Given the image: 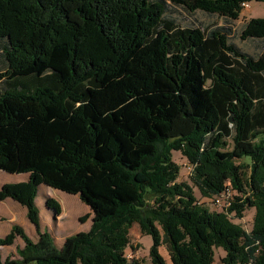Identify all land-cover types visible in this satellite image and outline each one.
Returning a JSON list of instances; mask_svg holds the SVG:
<instances>
[{
    "label": "trees",
    "instance_id": "16d2710c",
    "mask_svg": "<svg viewBox=\"0 0 264 264\" xmlns=\"http://www.w3.org/2000/svg\"><path fill=\"white\" fill-rule=\"evenodd\" d=\"M249 1L0 0V170L26 175L0 200L37 232L13 224L0 247L23 246L0 264H142L125 252L135 223L151 264H169L161 247L171 264H214L216 249L264 264V16L235 24ZM41 185L77 194L89 228L57 246Z\"/></svg>",
    "mask_w": 264,
    "mask_h": 264
},
{
    "label": "rangeland",
    "instance_id": "374dc122",
    "mask_svg": "<svg viewBox=\"0 0 264 264\" xmlns=\"http://www.w3.org/2000/svg\"><path fill=\"white\" fill-rule=\"evenodd\" d=\"M248 4L249 8H244L242 10L235 24L240 25L242 22L251 17L264 16L263 2L251 0L248 2ZM188 20L202 26L221 22V20H218V18L216 19L215 17H208L199 11L190 16V19ZM255 44L256 43H250V45L246 46V49L250 52L258 51L261 46ZM173 160L181 165L179 180L191 183L189 180V167L186 163V159L180 154V152L174 151ZM24 178L25 174L19 175L0 170V186L3 183L17 182L19 180L22 181L21 179ZM195 193L197 196H199L197 189H195ZM48 198H52L60 205V212L56 214L55 217H53V210L48 208L45 204V201ZM35 201L40 215V229L48 231L53 238V241L58 246H60V243L63 241L65 236L78 231H85L90 226L92 213L88 205L82 202L77 194H71L59 189H54L47 185H41L39 188V194ZM252 217L253 209H247L244 212V219L250 224ZM11 223L23 227L26 234H28L30 237L35 238L37 236L35 226L27 218L26 208L20 203L14 200L12 201L11 198H5L0 200L1 237L9 233L10 230L6 232L4 231ZM129 233L131 244L133 247H135V249L132 250V248L128 247L125 251L127 256L137 258L142 264H151L149 257V248L152 244L151 236L142 234L138 224L136 223L132 225ZM21 246H23L22 239L20 237H16L12 245L0 247L1 257L4 258L8 254L15 255L16 247ZM160 252L166 261L171 264L167 251L164 247L160 248ZM222 254L223 251L221 249L215 250L214 264H221L219 257Z\"/></svg>",
    "mask_w": 264,
    "mask_h": 264
},
{
    "label": "built area",
    "instance_id": "2783aa9c",
    "mask_svg": "<svg viewBox=\"0 0 264 264\" xmlns=\"http://www.w3.org/2000/svg\"><path fill=\"white\" fill-rule=\"evenodd\" d=\"M243 8H249L248 2L243 3ZM230 195H231V191L227 188L223 193V195L214 198V202L216 204H221L222 202H224L223 198L227 199L230 197Z\"/></svg>",
    "mask_w": 264,
    "mask_h": 264
},
{
    "label": "crops",
    "instance_id": "0c3cea01",
    "mask_svg": "<svg viewBox=\"0 0 264 264\" xmlns=\"http://www.w3.org/2000/svg\"><path fill=\"white\" fill-rule=\"evenodd\" d=\"M19 175H23V174H19ZM24 179H26V175H25V178ZM24 179H21V180H24ZM20 181V180H19ZM41 187V186H40ZM39 187V188H40ZM38 196V195H37ZM7 199V198H6ZM36 199H37V197H36ZM13 201V200H12ZM36 202V201H35ZM13 225V223H11L7 228H6V230L4 231V232H6V231H9L10 229H11V226ZM89 228V227H88ZM0 230H1V227H0ZM70 235V234H69ZM4 236V235H3ZM68 236V235H67ZM0 237H1V235H0ZM66 237V236H65ZM64 237V238H65ZM32 238V237H31ZM64 238H63V240H64ZM63 242V241H62ZM62 242L60 243V245L62 244ZM55 243V242H54ZM58 246V245H57Z\"/></svg>",
    "mask_w": 264,
    "mask_h": 264
}]
</instances>
